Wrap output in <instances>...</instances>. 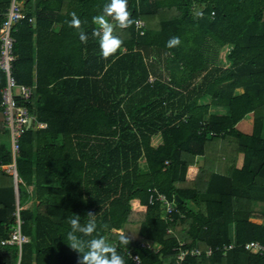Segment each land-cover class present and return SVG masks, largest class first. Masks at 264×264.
I'll return each mask as SVG.
<instances>
[{
    "label": "trees",
    "instance_id": "1",
    "mask_svg": "<svg viewBox=\"0 0 264 264\" xmlns=\"http://www.w3.org/2000/svg\"><path fill=\"white\" fill-rule=\"evenodd\" d=\"M21 1L33 23L23 20L13 33V74L35 82L28 109L34 125L45 124L18 139L21 231L30 238L21 264H78L65 240L75 215L82 225L94 219L93 237L103 236L126 264H133L126 250L142 264H165L180 242L221 246L232 233L236 246L224 255L188 256L183 264H264L243 248L264 243V222L252 221L264 220L255 209L264 205V0H128L143 33L135 23L117 28L123 46L108 59L91 32L110 0ZM8 5L0 1V14ZM72 12L87 21V43L66 23ZM174 36L180 46L167 47ZM249 113L252 128L242 132L237 125ZM157 133L163 143L153 147ZM8 139L0 122L2 164L11 161ZM218 145L231 157L214 155ZM196 156L204 157L202 167ZM221 158L224 172L211 165ZM152 187L177 200L183 216L167 221L160 203L147 200ZM15 194L12 175L1 170L0 241L15 224ZM17 251L0 243V264H15Z\"/></svg>",
    "mask_w": 264,
    "mask_h": 264
},
{
    "label": "built area",
    "instance_id": "2",
    "mask_svg": "<svg viewBox=\"0 0 264 264\" xmlns=\"http://www.w3.org/2000/svg\"><path fill=\"white\" fill-rule=\"evenodd\" d=\"M23 20H27L29 23L33 22V18L27 16L23 10L21 0H10L9 6L4 13L0 14V71H2L5 76V85L0 90V114L4 120V126L10 135L12 162L7 164L0 163V171L4 170L12 175L15 187L18 181L16 170V158L19 152L18 139L28 123L34 119L29 112L28 105L33 103L35 87L18 83L13 74V63L16 59V54L14 52L15 37L13 33L16 30V26ZM143 24L141 20L135 21V25L141 34L143 33ZM14 89L16 91H14ZM209 135L217 136L213 131L209 132ZM147 192L149 203L158 202L162 204L167 221L173 220L174 213H179L180 216H183V214L178 212L175 202L170 200L164 193L155 188H149ZM19 209L17 196L16 210L14 212L16 216L15 224L9 232L8 237L0 241L2 245H14L17 247V260L15 264H21L22 246L30 241L29 236L23 234L21 231L22 220L20 219ZM167 231H169V229ZM142 245L146 248H151L148 243H142ZM235 246L236 244L233 242L221 246H207L201 249L198 247H185L184 243L180 242L179 245L174 248L175 253L172 258L165 264H183L188 256L209 257L215 252H222L225 254ZM243 248L252 254L264 258V243L258 240H251L244 243ZM157 250L158 246H155V251ZM125 252L127 256L133 260V264H142L137 255H132L129 250Z\"/></svg>",
    "mask_w": 264,
    "mask_h": 264
},
{
    "label": "clouds",
    "instance_id": "3",
    "mask_svg": "<svg viewBox=\"0 0 264 264\" xmlns=\"http://www.w3.org/2000/svg\"><path fill=\"white\" fill-rule=\"evenodd\" d=\"M70 16L71 19L66 23L78 31L81 43H87L89 36L84 29L87 21H82L76 12H72ZM92 22L95 27L92 29L91 36L98 42L102 58L108 59L115 56L123 46V40L116 34V29L132 27L135 20L128 9V0H110L92 18ZM180 44V38L174 36L168 40L167 47L174 48ZM94 215L92 212L87 213L90 218ZM80 219L79 215L70 218L71 230L65 238L69 247L78 253V264H126L124 257L117 252V248L109 244L103 236L93 237V233L97 230L94 219H89L83 225ZM84 237L93 238L85 240ZM129 242L130 239L126 234H119L121 245L128 246Z\"/></svg>",
    "mask_w": 264,
    "mask_h": 264
},
{
    "label": "crops",
    "instance_id": "4",
    "mask_svg": "<svg viewBox=\"0 0 264 264\" xmlns=\"http://www.w3.org/2000/svg\"><path fill=\"white\" fill-rule=\"evenodd\" d=\"M0 1H7V0H0ZM9 3H10V0H9ZM9 6V5H8ZM7 6V7H8ZM5 11V10H4ZM33 23V22H32ZM34 42H35V39H34ZM33 50H35V48L33 49ZM223 61H224V58L222 59V63H223ZM5 77V76H4ZM19 83V82H18ZM21 84H24V83H21ZM27 85V84H26ZM29 86H34L35 88H36V84H35V82H32V84L31 85H29ZM246 119V121H247V119H250V122L251 123H248V124H246V125H248L247 127L245 126V127H242V128H240V124H242L243 123V121ZM0 122L2 123V125L4 126V120H3V118H2V115L0 114ZM248 122V121H247ZM34 123H35V121H34V119L31 121V122H29L28 123V128H38V127H44L45 126V124H35L34 125ZM252 125H253V114L252 113H249V114H247L239 123H238V125H237V128L238 129H240L242 132H250V130H251V128H252ZM27 126H26V129H28L27 128ZM4 128H5V126H4ZM6 129V128H5ZM7 135H8V140H9V146H10V150H11V139H10V135H9V133H8V131H7ZM163 143V139H162V136H161V134L160 133H157V134H155V135H153L152 137H151V139H150V144H151V146H153V147H157V146H159V145H161ZM217 148V149H216ZM216 148H215V150H218L219 148H220V145H218V146H216ZM19 153V152H18ZM214 155H215V153H214ZM18 156V155H17ZM210 156H212V153H210ZM225 159L224 158H221L220 159V162H214V163H209V165L211 164L212 165V167H214V169H216L217 171L218 170H221V168L224 166L223 164H222V162L224 161ZM12 162V154H11V161L9 162V163H11ZM167 162V161H166ZM195 166L196 167H202L203 165H204V157L203 156H196V158H195ZM7 164V163H6ZM142 168V169H141ZM141 168H140V171L142 172V173H145V172H147V167H146V165H145V163H144V161L142 162L141 161ZM144 169V170H143ZM143 170V171H142ZM219 172H221V171H219ZM14 181V180H13ZM15 184V183H14ZM16 188L17 187H15V192H16V199H17V196H18V193H17V191H16ZM152 188H155V187H152ZM155 189H157V188H155ZM158 190V189H157ZM159 191V190H158ZM163 193V192H162ZM165 194V193H164ZM166 195V194H165ZM167 196V195H166ZM176 199L178 198V197H175ZM170 199V198H169ZM148 200V199H147ZM170 200H173L174 202H175V204H176V202H177V200H175V199H170ZM29 203H31V205H32V201H28L27 203H26V206L27 207H30L31 205L29 204ZM161 205V207H162V211H163V214H164V216H165V211H164V207L162 206V204H160ZM176 208H177V206H176ZM178 210V209H177ZM178 212H180L179 210H178ZM181 213V212H180ZM179 214V213H178ZM181 214H183V213H181ZM180 215V214H179ZM258 220H262V219H258ZM235 236H234V233H232L231 234V242L230 243H233V242H235V244H236V241H235ZM230 243H228V244H230ZM26 244V243H25ZM222 245H224V244H222ZM155 248V247H154ZM199 248V247H198ZM204 248H206V247H204ZM204 248H201V249H204ZM158 249H159V246H158ZM229 251V250H228ZM227 251V252H228ZM224 255V254H223ZM202 257H205V258H209V257H211V256H209V257H206V256H201V257H197V258H202ZM171 258H172V256H171ZM170 258V259H171ZM169 259V260H170Z\"/></svg>",
    "mask_w": 264,
    "mask_h": 264
},
{
    "label": "rangeland",
    "instance_id": "5",
    "mask_svg": "<svg viewBox=\"0 0 264 264\" xmlns=\"http://www.w3.org/2000/svg\"><path fill=\"white\" fill-rule=\"evenodd\" d=\"M224 52H225V50H224ZM223 64L224 65H226V62L224 61L223 62ZM149 80H152V78L150 77L149 78ZM14 91H16L15 89H14ZM236 92H241V90H236ZM205 101H207V99H205ZM248 121V122H247ZM247 121H246V119L243 121V123L242 124H240L239 126H240V128H242V127H247L248 125H246V124H248V123H251L250 122V119H247ZM218 141V140H217ZM214 142H216L215 140H212V141H208V143H207V145L209 146V143H214ZM218 142H220V141H218ZM215 152H217L215 155H218V156H221L222 154L223 155H226V157H231V156H229V152H226V151H223V150H218V151H215ZM239 157H241V156H239ZM222 164L224 165L222 168H221V172H224L223 170H224V168L228 165V162L226 161V159L222 162ZM142 169V168H141ZM144 170V169H143ZM142 170V171H143ZM28 190H31V187H28ZM30 205H31V203H29ZM255 209H258L259 211H264V205L261 203V204H257L256 206H255ZM252 221L253 222H256V223H262V222H264V220H258V219H254V218H252Z\"/></svg>",
    "mask_w": 264,
    "mask_h": 264
},
{
    "label": "water",
    "instance_id": "6",
    "mask_svg": "<svg viewBox=\"0 0 264 264\" xmlns=\"http://www.w3.org/2000/svg\"><path fill=\"white\" fill-rule=\"evenodd\" d=\"M198 14H199V12L196 11L195 18H197ZM27 128H28V126H27ZM16 187H17V184H16ZM16 191H17V188H16Z\"/></svg>",
    "mask_w": 264,
    "mask_h": 264
}]
</instances>
